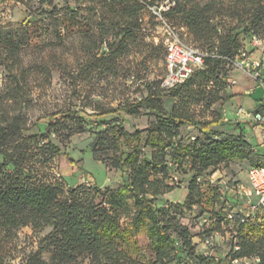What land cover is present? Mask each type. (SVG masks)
<instances>
[{
    "label": "rangeland",
    "instance_id": "374dc122",
    "mask_svg": "<svg viewBox=\"0 0 264 264\" xmlns=\"http://www.w3.org/2000/svg\"><path fill=\"white\" fill-rule=\"evenodd\" d=\"M146 2L152 5L143 3L144 8L138 14L139 30L128 41L125 52L101 59L117 30L111 26L113 16L104 15L98 4L90 0H0V33L6 42L0 43V123L5 125L15 119L29 129L38 120L36 127L23 133L22 141L5 148L20 168L28 172L31 184L65 188L84 184L101 190L122 186L126 171L112 168L108 159L95 160L91 151L97 133L108 130V140H116L119 127L126 133L119 141L121 150H136L141 160L150 159L157 149L168 143L178 144L180 140L185 145L195 138L201 142L227 140L234 143L242 138L252 150L244 149V154H249L247 159H225L215 167V177L230 184L246 186V172L251 164L255 161L264 164L251 127L240 121V107L235 106L241 103L236 100L238 86L246 78L233 63L221 89H206L199 96H185L183 101L167 95L168 90L162 87L165 61L160 42L163 31L154 12L160 10L164 21L174 28L182 43L199 51L205 48L193 42L177 20L164 15L173 6L171 0ZM234 16L232 20L222 17L221 25L235 28L239 51L259 62L262 71L264 23L251 27L247 20ZM218 28L221 30L220 26ZM228 80L235 84H228ZM152 91L161 93L167 114L173 109L186 110L194 122L210 121L220 115L222 125L206 133L200 132L194 123L180 126L178 137L172 141L158 133L148 135L147 130L157 127V114L143 109L140 116L132 117L124 113L123 107L140 101ZM263 98L264 89L259 86L254 88L253 95L243 97L242 105L245 110H252L249 103ZM212 100L215 101L208 108L207 102ZM72 113H76V117ZM137 131L142 132L138 138L134 136ZM48 143L57 147L60 154ZM5 170L12 172L13 168L7 166ZM180 172L185 188L159 196L155 205L166 210L165 220L178 221L188 229L198 255L214 257L212 260L218 262L228 256L236 242L237 226L226 219V214L245 215L244 201H227V195L205 186L199 201L195 198L188 207L186 197L191 174ZM249 224L260 223L255 220ZM50 231L48 227L31 225L0 231V264H31L35 256L47 264H55L50 259L51 249L45 247L44 238ZM205 239H209L210 245H204ZM132 241L135 242L132 257L142 264L149 262L151 252L145 231ZM71 264H91V261L81 257ZM172 264H185L184 255ZM232 264H258V260L239 259Z\"/></svg>",
    "mask_w": 264,
    "mask_h": 264
},
{
    "label": "trees",
    "instance_id": "16d2710c",
    "mask_svg": "<svg viewBox=\"0 0 264 264\" xmlns=\"http://www.w3.org/2000/svg\"><path fill=\"white\" fill-rule=\"evenodd\" d=\"M90 1L98 4L104 15L108 13L113 16L111 26L117 30L113 42L107 44L108 51L101 54V59L122 55L128 48V41L139 30L138 14L146 0ZM171 1L173 6L164 15L183 25L192 41L205 48L200 52L206 57L201 69L195 70L179 86L167 89V95L183 101L185 96H199L206 89L223 88L231 61L242 52L239 51L235 28H226L220 21L222 17L232 20L236 15L237 19L247 20L251 27L261 26L264 23V0ZM0 43H6L1 33ZM190 92L193 94L190 95ZM214 101L207 102L206 106L210 108ZM143 109L157 114V127L147 130V134L165 135L170 141L178 137L180 126L194 123L200 132L206 133L212 127L222 125L220 115L210 121L194 122L186 110L173 109L167 114L159 91H152L140 101L123 107L124 113L132 117L140 116ZM71 115L76 117V113ZM37 123L38 120L29 129L23 128L15 119L5 125L0 123V157L3 159L0 162V231L28 225L50 228L44 240L47 244L45 247L51 249V262L55 264H71L81 257L89 258L91 264H142L131 254L135 244L132 239L141 231L146 233L151 252V259L146 264L176 263L180 255H184L185 264H232L235 260L248 258H256L258 264H264V215L260 224L256 225L239 223L235 217L236 242L228 256L216 262L212 260L214 257L198 255L188 229L178 221L165 220L166 210L155 205L159 196L178 188L169 183V177L172 172L180 175V171L191 174L187 186L188 207L195 198L199 201L202 192L196 183L198 176L215 173V167L225 159H247L249 154H244V149L250 147L252 150L242 138L239 137L235 143L227 140L201 142L195 138L185 145L180 140L178 144L168 143L157 149L150 159L141 160L136 150H121L119 141L126 137L122 128H118L116 140H108V130H104L96 134L92 155L95 160L108 159L114 169L126 171L122 186L114 190H101L84 184L65 188L31 184L28 172L20 168L8 149L5 150L7 146L20 141L23 133L36 127ZM141 133L137 131L134 136L138 138ZM48 145L60 154L57 147L50 143ZM62 155L71 165L74 164L66 154ZM170 162L173 167L169 166ZM262 164L255 161L251 166ZM7 166H12L13 171L5 170ZM211 167L213 170H209ZM31 264L47 263L35 256Z\"/></svg>",
    "mask_w": 264,
    "mask_h": 264
},
{
    "label": "built area",
    "instance_id": "2783aa9c",
    "mask_svg": "<svg viewBox=\"0 0 264 264\" xmlns=\"http://www.w3.org/2000/svg\"><path fill=\"white\" fill-rule=\"evenodd\" d=\"M162 25L161 45L164 48L165 74L162 79V87L172 89L185 82L195 70L201 69L204 65L206 54L182 43L174 28L168 25L161 16L160 10L154 12ZM231 63L239 70L246 73L259 86L264 87V78L260 70L261 64L251 60L249 56L242 52ZM228 84L234 85V81L228 80ZM240 120L247 122L252 130L260 133L261 145L264 146V109L250 112L243 108L238 110ZM169 166L173 167L170 162ZM247 185L237 184L215 177V174H204L196 178V183L201 191L205 186L219 190L223 195H227V201H244L246 214L239 216L232 212L226 214L228 221L238 218L239 223H249L257 221L260 223L264 215V164L251 166L246 172ZM169 183L178 188H185L180 175L172 172ZM204 245H210L209 239H205Z\"/></svg>",
    "mask_w": 264,
    "mask_h": 264
},
{
    "label": "crops",
    "instance_id": "0c3cea01",
    "mask_svg": "<svg viewBox=\"0 0 264 264\" xmlns=\"http://www.w3.org/2000/svg\"><path fill=\"white\" fill-rule=\"evenodd\" d=\"M252 56L254 57L255 55H252ZM263 72H264V64H263V69H262V77L264 78ZM240 74L242 76H244L246 79L244 80V82H242V84H239V86L237 85L238 86L237 90L239 91L237 93V95H239V96L236 98V100H240L241 103H237V104H235V106L237 105L238 107L244 109V107L242 105V104H244L243 103V97L253 95L254 88L259 87V85L256 81L252 80L247 74H245L243 72L242 73L240 72ZM238 83H239V81L237 82V84ZM262 88L264 89V87H262ZM249 104L251 106H253L252 110H248L250 112L257 111L260 109L262 110V109H264V98L260 102L256 103V102L251 101V103H249ZM239 119H241V118H239ZM240 121H242V120H240ZM250 130H251L252 135L255 137L256 145L258 147L257 148L258 151H260L261 155L264 156V146L261 145L260 133L257 130H252V129H250Z\"/></svg>",
    "mask_w": 264,
    "mask_h": 264
}]
</instances>
